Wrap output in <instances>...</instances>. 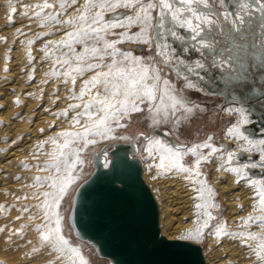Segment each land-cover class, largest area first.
I'll return each mask as SVG.
<instances>
[{
  "label": "bare ground",
  "instance_id": "1",
  "mask_svg": "<svg viewBox=\"0 0 264 264\" xmlns=\"http://www.w3.org/2000/svg\"><path fill=\"white\" fill-rule=\"evenodd\" d=\"M61 2L63 7L60 6ZM86 2L89 3L87 10L84 7ZM102 2L103 0H0V264H72L73 261L80 264L81 260L84 264H102L103 258L110 263L108 258L98 254L92 244L90 245L94 250L87 253L82 242L77 240L69 217L78 186L73 189L67 212L62 208L79 172L78 167L83 163V152L92 144L83 148V142L78 141L69 146L71 149L83 148V151L78 153V157H73L78 159V163L69 173L72 181L61 198L59 208L55 209L60 218L59 235L68 241L64 246L65 250L55 251V241H44L41 237L42 233L48 234L49 230L55 228L56 219L51 211L49 219H44L42 195L46 191H52L50 181L45 178L57 175L55 168L50 167L53 163L52 154L57 151L50 138L62 144L65 139L59 135L62 132L82 131L88 118L77 117V113L82 112L83 104L92 100L95 93L103 87L99 85L81 98H74L80 95L83 81L89 80L95 71L100 70L86 71L83 74L72 71L78 66L86 67L88 63L96 62L90 56H86L84 60H78L76 56L84 52L85 43L88 47L103 45H95L88 39L69 47L71 38L68 34L91 25V20L77 23L78 18L82 14L94 16L101 9L93 5ZM242 2L245 4V0L240 2V7ZM45 3L51 7H43ZM112 11L114 9L105 7L102 10L103 20L91 25L94 28L109 25L100 35L110 42L120 41L112 40L111 36L121 27L110 25L118 21L121 25L128 24V16L110 19ZM166 18L171 19L170 16ZM119 44H116L117 48ZM72 49L75 50V55ZM117 58H120V53H117ZM63 60H68L69 63L64 64ZM106 60L110 62L109 57ZM65 72L68 73L67 76ZM173 77L179 79L175 74ZM72 105L81 107L73 109L70 107ZM92 111L95 118L98 114L95 109ZM65 112L67 115L63 114ZM240 112H243V116ZM186 113L188 116L193 114L191 110ZM224 113L236 116L222 133L226 142H233L234 147L231 149L216 146L211 140L184 145L172 138L168 131H161L155 125L153 129L157 128L162 135L155 133L146 140V154L140 164L142 178L157 204L158 226L164 237L181 240L179 237L183 233L202 228V236L191 242L203 244L201 251L205 264H264L256 255L257 246L261 243L259 237L264 236V226H261L259 219L264 213L259 210L257 191L261 186L260 182L264 181V162L260 159L261 148L264 147L260 141H264V135L249 133L247 124L252 120V114L247 106L231 104L225 107ZM73 117H77L79 123H73ZM178 122L177 118L173 126L177 127ZM112 124L113 129L108 136L114 138L119 127L115 126V121ZM230 129H238L243 136L229 134ZM210 137L212 139L213 136ZM133 138L134 136H128L129 141L118 142L127 143ZM89 139L96 142L107 140L91 136ZM153 140H160L164 145L181 152L208 142L217 151L212 153L209 149L205 153L202 148L199 149L198 155L208 157L211 154L210 159L201 162L199 176L194 172L177 171L160 174L162 170L156 167L159 164V150L152 143ZM248 141H254L255 146ZM229 153H232L230 161ZM103 155V166L107 167L112 156L108 151ZM195 159L191 154L184 155L180 164L191 168L195 166ZM91 162L93 170L85 179L95 170V162ZM252 164L257 166L251 167ZM206 165H209L211 171L205 170ZM231 168H239L240 174L229 171ZM37 178H40L39 182ZM202 184L211 189L210 195L207 191L204 192L203 199L198 191ZM205 202L209 206L195 207ZM250 217L253 219L245 226L244 222ZM67 219L72 230L70 233ZM205 223L207 227H203ZM249 233L256 238H251ZM68 248L75 249V253L68 252Z\"/></svg>",
  "mask_w": 264,
  "mask_h": 264
},
{
  "label": "rangeland",
  "instance_id": "2",
  "mask_svg": "<svg viewBox=\"0 0 264 264\" xmlns=\"http://www.w3.org/2000/svg\"><path fill=\"white\" fill-rule=\"evenodd\" d=\"M241 1L244 0H209L208 8L200 7V11L211 13L210 19L219 21L212 27L211 32L205 25L202 33L201 38L208 40L210 44L212 41L215 42L214 46L209 48H201L198 41L191 39L189 31L179 28L171 19L168 20L165 17L164 26L158 27V10L151 12V26L148 29L150 43L148 44L128 39V35H134L140 31V25L121 26L115 31L111 39L122 41L118 45L120 51L130 52L133 56L141 57L147 66L155 68L161 77L160 86L163 87V80H168L172 94L182 97L185 107L190 109L193 114L188 116L187 111L181 109L175 115H168L165 119L163 116H156L153 111H150L149 106L142 104L141 112L132 113L128 118H123V127L116 130L114 138L98 141L83 152V163L78 167L79 172L73 187L62 205L65 213L71 204L73 189L85 181V178L93 170L91 160L97 150L114 142L129 141L128 136L133 137L139 133L148 134L156 127L155 125H158L157 127L161 131H168L172 138L184 145L208 141L207 138L213 136L211 142L216 146L231 149L234 147L233 142H226L222 133L236 117L224 113L225 107L232 104L249 108V112L252 114L250 126L247 124L250 134L264 135V10H261L260 7L261 4H264V0H245V4L248 3L249 6L245 8L240 7ZM136 11V0H133V7H117L110 12L109 18L115 19L124 16L134 18ZM251 11L253 12L251 13ZM237 13L243 16V23L236 20ZM118 14L122 15L117 16ZM234 24L239 27V32L233 30ZM169 28L175 31L178 36H182L183 39L174 38L168 31ZM158 44H166L167 48L158 49L156 47ZM197 63L203 64L204 67H197ZM189 68H192L193 71H189ZM174 74L179 79L173 77ZM152 103H158V101ZM154 116L158 122H154ZM177 118L179 119L178 126L174 127ZM259 119L261 121H258ZM146 143L147 141L141 138L133 153L140 164L144 161ZM202 149L205 153L209 150ZM205 170L211 171L209 165L205 166ZM67 229L69 233L72 231L69 224ZM77 240L82 242L86 249L85 252L90 253L94 250L91 243L87 241L86 243L85 240L80 241L78 238ZM193 243L202 249V243ZM98 258L102 259V257ZM101 262L110 264L104 258ZM97 264L100 263L97 262Z\"/></svg>",
  "mask_w": 264,
  "mask_h": 264
},
{
  "label": "snow or ice",
  "instance_id": "3",
  "mask_svg": "<svg viewBox=\"0 0 264 264\" xmlns=\"http://www.w3.org/2000/svg\"><path fill=\"white\" fill-rule=\"evenodd\" d=\"M63 7V2L60 4ZM94 7H99L100 12H97L94 16H87L82 14L79 16L77 23H87L91 20V25L99 24L103 20L102 10L105 7L115 9L117 7H133V0H103L102 3L98 5H93ZM208 8L209 0H136V16L127 17L128 24L121 25L120 22L112 23L111 27L124 26L130 27L133 24L140 25V31L134 35H128V39L137 43H150V36L148 35V29L151 26V12L152 10H158L159 23L158 27L164 26V18L170 16L171 20L176 23V26L182 29H186L191 33V39L193 41H198L201 48H209L214 46V41L210 44L208 40L202 37L205 25L208 26V31H212V27L219 23V21H214L210 19L211 13H205L200 11V7ZM38 7H40L38 5ZM43 7H51V5L45 3ZM85 10L88 9L89 3L86 2ZM241 7H247V5L241 3ZM261 10H264V4L260 5ZM236 20L243 23V16L236 14ZM89 25L87 28H80L79 30L69 33L71 44H80L82 41L86 42L91 39L95 45H103L102 47H88L85 43V50L83 53L76 56L78 60H84L86 56H90L96 62L88 63L86 67L78 66L72 71L76 73L83 74L86 71H95V74L89 79L83 81V86L80 89V95L74 97L75 99L81 98L86 92H91L93 88H97L102 85V90H98L93 99L83 104V111L77 113L78 116H86L88 118L87 122L83 125V130L79 132H62L59 134L64 137L62 144H58L57 140L50 138L52 144L56 145L57 151L52 154L53 163L50 165L51 168H55L57 175L55 177H47L46 180L50 181V188L52 191H46L42 195L44 197V208L45 214L44 219H49V212L56 216L54 221L55 228L49 230L48 234H41L44 241H55L53 245L54 250L57 252H63L64 246L68 244L67 240H64L60 233V218L59 214L55 209L59 208L61 198L67 190V186L72 181V176L69 174L71 168L78 163V159L73 157H78V153L83 151L90 144H95L94 139H89V137H101L104 139H109L108 136L113 129L112 121H115V126L123 127L121 119L124 117H129L132 113H139L142 111L141 105L146 104L150 107V111H153L156 116H163L167 118L168 115H175L177 111L184 109L185 111H190V109L185 108V102L182 97L173 95L170 87L169 81L163 80V87L160 86L161 77L155 68L147 66L141 57L133 56L130 52H120V49L116 47L117 43L122 41H108L103 36L100 35L104 32L109 25L104 27H92ZM233 30L239 32V27L234 24ZM171 35L182 40V36H178L175 31L171 28L168 29ZM123 35V34H122ZM199 38V39H198ZM158 49H165L167 45H157ZM75 55V50L72 49ZM117 53H120V58H117ZM106 57L110 58V62L106 60ZM64 64H68V60H63ZM197 67H204L203 64L197 63ZM107 71H103V69ZM193 71L192 68L188 69ZM66 76L67 72L64 73ZM75 83V80H73ZM191 87L192 85H188ZM153 101H158V103H152ZM73 109L80 108L81 105L70 106ZM93 109L95 113L98 114L94 118ZM67 115V112L63 113ZM243 116V112H240ZM77 117H73V123H79ZM154 122L156 117H153ZM229 134H234L236 136H243L238 129H230ZM209 141L211 137L207 138ZM246 139V137H245ZM78 141L83 142V148L71 149L69 146ZM152 143L156 145L159 150V164L156 167L161 171L160 174L165 172H183L192 173L194 172L199 176V167L201 162L210 159L211 154L205 157L203 154H199L200 148L211 149L212 153L217 150L211 145V143L205 142L203 144H197L193 147H189L186 152H181L179 149H174L163 144L160 140H153ZM250 145L255 146L254 141H248ZM261 145H264V141H260ZM42 146V145H41ZM191 154L195 157L194 167H184L180 164V160L184 155ZM151 155V153H150ZM229 161L232 158V153L228 154ZM260 159L264 162V147L261 148ZM251 167H256V164L250 165ZM151 167V166H150ZM247 167V166H246ZM229 171L240 174L239 168H231ZM40 178H37L39 182ZM198 182V181H197ZM255 184L256 182H252ZM260 187L257 189L259 196V210L264 213V181L260 182ZM200 192V197L203 199L204 192L207 191L209 195L211 194V189L206 188L203 184L201 188L198 189ZM209 206L207 203L197 204L196 208H202ZM207 214V213H206ZM253 218H249L244 222L245 226ZM261 226H264V215L260 218ZM207 227V224L203 225ZM202 228H197L195 231H187L183 233L179 239L181 240H196L202 236ZM217 234H220L218 229ZM249 236L255 239L249 233ZM261 243L257 246L258 251L256 255L258 259L264 261V236L259 237ZM68 252L75 253V249L68 248ZM72 264H75L73 261ZM80 264H84L83 260Z\"/></svg>",
  "mask_w": 264,
  "mask_h": 264
},
{
  "label": "water",
  "instance_id": "4",
  "mask_svg": "<svg viewBox=\"0 0 264 264\" xmlns=\"http://www.w3.org/2000/svg\"><path fill=\"white\" fill-rule=\"evenodd\" d=\"M155 133L161 134L155 128L93 154L95 170L75 190L70 223L110 264H205L199 245L160 233L157 204L133 156L140 138ZM106 151L112 158L104 167Z\"/></svg>",
  "mask_w": 264,
  "mask_h": 264
}]
</instances>
